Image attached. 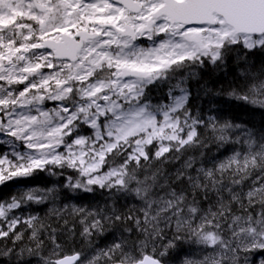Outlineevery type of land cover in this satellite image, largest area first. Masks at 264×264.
I'll list each match as a JSON object with an SVG mask.
<instances>
[{
  "label": "snow or ice",
  "instance_id": "6c2138e0",
  "mask_svg": "<svg viewBox=\"0 0 264 264\" xmlns=\"http://www.w3.org/2000/svg\"><path fill=\"white\" fill-rule=\"evenodd\" d=\"M233 53L264 109V0H0V264H264V130L188 85Z\"/></svg>",
  "mask_w": 264,
  "mask_h": 264
},
{
  "label": "trees",
  "instance_id": "16d2710c",
  "mask_svg": "<svg viewBox=\"0 0 264 264\" xmlns=\"http://www.w3.org/2000/svg\"><path fill=\"white\" fill-rule=\"evenodd\" d=\"M236 53H233L229 58L228 63L225 66L215 68L212 65H208L205 68L194 69L197 73L196 78L190 79L188 81V85L192 91V101L195 105L194 111L197 109H203L204 113L207 114L208 109L212 107L213 113H215L216 108L220 107V105H216L213 107L211 105V101L213 100H225L227 101L228 107L225 109L228 112L227 119L234 120L236 123H242L246 128L251 129L254 133H259L261 130H264V109L253 107L251 105H244L238 101L228 100L225 96H216L215 93L217 91H223L227 89L229 85L234 81V79L239 75V73L246 69L245 62L243 60H237ZM264 60V56L256 55L252 56L249 60V64L255 63L257 69L260 67V61ZM244 66V67H242ZM167 92V87H164L161 91H154L152 95L153 101L156 100H164L165 94ZM254 128V129H253ZM205 153V157L210 159L212 156H220L224 149H217L215 144H209V147L203 149ZM195 155H199V153H195ZM183 159V158H182ZM182 161L176 162L175 165L168 164L165 165V169L171 171L174 167H178L179 163ZM51 186V185H49ZM6 193L7 189H3ZM59 203V202H58ZM68 203H75V201H69ZM87 204V201L84 202ZM37 207V206H34ZM46 211V209H45ZM41 216L44 215V212L40 213ZM66 215V214H65ZM53 221L55 218H52ZM68 225H63L61 221L60 227L66 228H75L77 233L81 229V225L78 221L72 217H68ZM54 226H56L54 224ZM115 231V229L110 228L109 232ZM59 235H65L66 233H58ZM77 242L79 243V237H76ZM110 242V235L97 238L98 243H103L105 241ZM24 243H28L27 240ZM47 243V241H46ZM85 251H90L86 246ZM182 247L187 249L189 245L183 244ZM193 247H195L193 245ZM243 253H241V260L243 259ZM250 256H254L255 254L250 253ZM26 260H32L34 262L35 258L25 256Z\"/></svg>",
  "mask_w": 264,
  "mask_h": 264
},
{
  "label": "bare ground",
  "instance_id": "6f19581e",
  "mask_svg": "<svg viewBox=\"0 0 264 264\" xmlns=\"http://www.w3.org/2000/svg\"><path fill=\"white\" fill-rule=\"evenodd\" d=\"M254 129V128H253Z\"/></svg>",
  "mask_w": 264,
  "mask_h": 264
}]
</instances>
